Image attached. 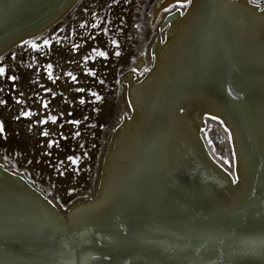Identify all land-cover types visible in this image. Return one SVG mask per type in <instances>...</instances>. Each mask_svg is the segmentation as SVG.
I'll return each instance as SVG.
<instances>
[{"label":"bare ground","instance_id":"6f19581e","mask_svg":"<svg viewBox=\"0 0 264 264\" xmlns=\"http://www.w3.org/2000/svg\"><path fill=\"white\" fill-rule=\"evenodd\" d=\"M66 1L0 0V50L10 39L15 40L13 37L22 29L53 23ZM172 2H159L155 14ZM240 9L251 14L240 16L236 12ZM169 11L172 14L166 12L160 24L164 39L155 35L150 45L155 59L149 71L137 79L133 73L124 77L131 114L113 131L101 160L95 193L89 200L77 199L66 209L49 207L39 198L36 201L28 191L0 178V264H74L73 250L77 249L86 250L85 257H95L101 262L97 264H180L181 258L192 252L194 255L183 260L184 264H214L208 260L213 259L217 248L219 251L225 242H232V230L237 229L240 236L235 241L240 243L244 239L242 244H250L243 251L240 243L237 255L240 254L234 259L226 256L223 261L264 264V218L257 209L264 203V190H259L258 202L251 196L244 199L246 202L239 204L243 205L242 212L228 205L232 195L218 210L221 192L230 185L225 186L227 179L211 168L213 164L195 146L192 129L184 127L176 117L178 105L172 107L175 101L182 104L184 100L183 106H190L194 112L204 111L200 102L188 101L187 93L206 85L216 92L214 84L220 85L224 80L222 68L227 65L231 75L230 67H235V58L239 60L241 55L229 36L248 45L252 40H247V36L257 33V26L264 27V5L249 0H193L184 16ZM208 13L214 17L207 25ZM224 34L228 37L226 42ZM235 50V57L227 56ZM142 63L140 58L135 68ZM227 78L230 80L231 76ZM247 88L246 85L245 94ZM252 106L253 103L245 109H231L240 118H233L238 154L243 158L244 127V143H251L247 158L254 168V156L262 153L259 151L264 133H255L254 121L249 117L252 114L248 113ZM214 111L209 108L207 113ZM231 111L228 108L232 117ZM249 130L251 137L247 136ZM237 167L239 172L242 165ZM5 169V164L0 163V171L13 176ZM18 178L26 184L21 176ZM34 194L45 202L49 199L37 191ZM256 210L258 214L253 217ZM245 214V219L241 218ZM49 242L57 243L54 252L43 248ZM197 244L203 246L201 254ZM237 257H242L244 263L237 262Z\"/></svg>","mask_w":264,"mask_h":264},{"label":"rangeland","instance_id":"374dc122","mask_svg":"<svg viewBox=\"0 0 264 264\" xmlns=\"http://www.w3.org/2000/svg\"><path fill=\"white\" fill-rule=\"evenodd\" d=\"M161 1L78 0L60 21L44 33L29 39L36 42L39 45L38 48L34 49L30 44L20 43L0 57V67L5 69L4 74L0 75V101H3L0 103V124L4 128V131L0 132V163H4L8 171L15 173L8 177L0 171L2 180L9 182V185L12 184L28 191L36 201L39 198L43 204L49 207L54 205L60 209H66L77 199L89 200L94 195L105 148L116 126L125 116L131 114V107L128 106L129 102L126 98L127 83L124 82V77L126 74L133 73L131 70L140 58L143 62L142 66L133 74L134 79L143 77L145 74L143 69L149 68L153 61L150 45L155 35L160 36L161 40L164 39V28H160V24L166 12L164 9L157 14L154 12ZM249 1L260 6L264 5V0ZM236 12L240 16L251 14L246 9ZM256 30L258 34L255 31L247 36V40H252L248 45L238 41L232 35L229 37L236 50H240V57H246L245 59L248 60L235 58L234 66L242 70V67L246 66L244 63L247 62L250 66L247 69L256 68V71H262L259 75H250L253 79L251 88L254 92L249 97L243 96L241 104L239 100H236L237 107L241 109L253 103L248 112L252 116L249 115V117L251 121H254L255 133L261 134V132L264 133V111H261L264 110V51H261L264 49V27L257 26ZM44 39H48L51 43L43 44ZM113 39L117 41L116 45L111 43ZM224 39L225 42L228 41L226 34H224ZM251 44L254 45L253 48ZM93 49L106 51L108 56H95ZM236 50L233 54L227 53V56L235 57L238 54ZM116 51H119V56L115 55ZM49 64L52 66L51 79L47 67ZM236 67L230 68L232 81L241 78ZM234 71L235 77H233ZM9 76H15L16 79L9 80L7 79ZM248 80L245 82L247 86ZM242 83L240 81V84ZM242 87L243 85L240 86ZM78 89L83 91H78ZM91 92H96L102 99L95 100ZM187 95L189 102H200L205 109L203 112H194L190 106H183L184 100L182 104L175 101L172 107L176 104L178 108L183 106L179 110L176 109V117L184 127L186 125L188 129H192V131L189 130L190 133L195 134L193 136L195 146H198L197 148L202 150L203 157L211 165L213 164L211 168L219 173L221 178L227 179V182H223L225 186L230 185L224 190L225 192H221L222 198L218 210L228 195H232L228 200L230 203L228 205L242 212L243 205L239 204L246 202L244 199L248 196L258 202L259 190H264V142L259 151L263 154L255 157L252 150L255 158V167L252 168L247 158L251 143L247 144L248 146L244 143V137H246L244 127H242L243 134H241L243 158L238 154L234 119L228 113V105L222 101L219 103V96L208 85L202 87L201 90L195 88ZM81 98H83V103ZM244 103L246 106L243 105ZM209 108L215 111L207 113ZM24 111L30 112L31 115L22 116L21 112ZM234 115L238 117V114ZM49 116H55L56 120H49ZM41 120L44 123H40ZM73 120L79 123H71ZM101 124L104 125L103 128L100 127ZM226 128L228 132L225 131ZM44 132H47L46 136L41 135ZM250 132L251 130L247 133L248 137H251L252 132ZM76 133L79 135L77 136ZM229 133L232 136L231 144L228 142ZM48 140L55 141L51 148L48 146ZM115 146L118 148L119 144L116 143ZM233 151L236 154L234 169L231 163ZM85 152L88 153L87 156L83 155ZM68 156H80V160L77 164H72L67 159ZM224 157L229 158V163H225ZM238 165H242L239 172ZM261 166L263 169L260 168ZM230 171H234L235 176L229 175ZM236 172H238L237 176ZM19 176L23 177L26 184L18 178ZM234 178H238L241 182L238 183L237 179V183L233 184ZM234 186L238 189L237 191ZM70 188L75 191L69 193ZM32 191L39 192L44 198H49L47 202L51 200L53 203L49 204L40 197H36ZM106 191L107 186L104 187L103 192L106 193ZM234 201L238 202L237 205ZM258 206L259 216L264 218L262 212L264 203ZM258 212L256 210L253 217ZM245 213L249 215L250 212L245 211ZM246 214L241 215V218L245 219ZM232 231V242H225L219 251L217 248L213 259L208 261L214 264L219 262L228 264L223 261L226 256L234 259L238 249L233 254L230 248L232 249L234 244L239 243L235 241V238L238 241L240 230ZM53 242H49L50 244L43 248H49L48 251L54 252L53 248L57 243ZM249 244L250 242L244 243L243 251ZM197 247L201 254L202 244H197ZM73 251L74 264L101 263L95 257H85L86 250L84 249ZM192 254L194 255L192 252L187 257L181 258L180 264H184L183 260L191 259ZM188 263L189 261L186 262Z\"/></svg>","mask_w":264,"mask_h":264},{"label":"water","instance_id":"95a60500","mask_svg":"<svg viewBox=\"0 0 264 264\" xmlns=\"http://www.w3.org/2000/svg\"><path fill=\"white\" fill-rule=\"evenodd\" d=\"M78 0H67L62 6V8L57 12L58 13V17H54L56 18L54 20V22L52 23V21H50V23L48 25H45V26H41V27H36V25L34 26V29H31L29 30V28H24L22 29L17 35H15L13 38H16L15 40H11L9 41V44L3 48V50H0V57L3 56V54H5L8 50H10L11 48H13L14 46L18 45L21 43V41H26V40H29V39H32L42 33H44L46 30H48L51 26H53L54 24H56L58 21H60L64 16L65 14L76 4ZM62 13V14H61ZM214 17V15L212 14H209L208 13V17H206L207 19V22L206 24L208 25L209 22L212 20V18ZM38 25V24H37ZM36 27V28H35ZM209 57L212 58V55H210ZM241 59L239 60H244L245 58L244 57H239ZM246 61H248L247 59H245ZM244 64H246L245 67H242V70L238 67H236V69L239 71V75L241 76V78L239 79H236L234 81H232L233 79H230L227 78V76H231L230 73H228V68L227 66H225L223 69V73H222V77L224 80H222V82H220L221 84V87L218 83H215V90L216 92L220 95V99H222L223 101H225V103L228 105V108L230 109V111L232 110L231 108L232 107H235L238 109L237 105H236V100H239L240 104H241V101H242V97L243 96H248L251 95V81L253 80L252 77L250 75H259L261 72H258L256 71L257 69L254 68V69H247L249 66V64L247 62H245ZM250 65L252 66L253 68V65L250 63ZM232 66V65H231ZM230 68H233V67H230ZM235 69V68H234ZM246 69V71H245ZM248 72V74H247ZM232 74V73H231ZM246 75H248V78H246ZM232 77V76H231ZM233 77H235V71L233 72ZM264 77V76H263ZM248 80V88H247V91H246V94L244 93V90H246V84L245 82ZM238 80V81H237ZM240 81H242L243 83L240 84ZM125 82V80H124ZM243 85L242 88H240V86ZM219 103H221V100L219 101ZM243 105L246 106V104L244 103ZM242 105V106H243ZM233 111V110H232ZM231 111V112H232ZM235 111V110H234ZM234 111L232 112V114L234 115ZM239 111V110H238ZM235 116V115H234ZM234 116H232L234 118ZM237 118V116H235ZM2 231V229H0ZM241 242H245L244 239H240V243ZM238 243L236 244V246H233L232 249L230 248L231 252H233V254L236 252L237 249H239L241 247V244ZM240 244V247L238 248ZM244 245V244H242ZM237 247V248H236ZM230 252V253H231ZM238 252V251H237ZM240 253H238L239 255ZM237 256V255H236ZM243 257V256H242ZM241 257V258H242ZM241 258H238L237 257V262L241 259ZM241 262H243L242 260H240ZM244 263V262H243ZM234 264H236L234 262Z\"/></svg>","mask_w":264,"mask_h":264},{"label":"snow or ice","instance_id":"6c2138e0","mask_svg":"<svg viewBox=\"0 0 264 264\" xmlns=\"http://www.w3.org/2000/svg\"><path fill=\"white\" fill-rule=\"evenodd\" d=\"M192 3H193V0H173L172 3H169V4H168V7L165 8L164 11L167 12L169 15H171L172 12L169 11V10L171 9L172 11L177 12L178 15H180V16H184V15L186 14L187 9L190 8V6L192 5ZM94 27H95V26H94ZM57 39H58V38H57ZM21 43H27V44H30L31 47L34 48V49L39 47V45H38L36 42L32 41V40H28V41H23V40H22ZM50 43H51V41H49L48 39H44V40H43V44H45V45L50 44ZM111 43H112L113 45H116V44H117V41H116L115 39H113V40L111 41ZM161 43H164V41H161ZM93 52H94L95 56H98V57H107V56H108V53H107L106 51H100V50H98V49H93ZM13 55H15V53H13ZM115 55L119 56V55H120L119 51H116V52H115ZM86 59H87V57H86ZM153 59H155V53H154V52H153ZM47 67H48V70H49V78L51 79L50 69H51L52 66L49 64ZM90 71H91V70H90ZM131 71H132L133 73H135V72L137 71V68L134 67V68H132ZM143 71H144L145 73H147V72L149 71V69H148L147 67H145V68L143 69ZM4 72H5V69H4L3 67H0V75H3ZM69 75H71V74L69 73ZM7 79H9V80H14V79H16V77H15V76H9V77H7ZM73 79H75V78L73 77ZM101 83H103V81H101ZM78 91H83V90H82V89H78ZM91 95H92V96L95 98V100H97V101H100V100L102 99V97H101L100 95H98L96 92H91ZM81 102L83 103V98H81ZM0 103H3V101H0ZM128 106H129V107H132L131 104H129ZM21 115L27 117V116H30L31 113H30V112H27V111H24V112H21ZM48 119H49V120H52V121H55V120H56V117H55V116H49ZM40 123H44V121L41 120ZM71 123H73V124H77V123H79V121H77V120H73ZM100 127L103 128L104 125L101 124ZM3 131H4L3 125L0 124V132H3ZM225 131L228 132V129L226 128ZM41 135H45V136H46V135H47V132L41 133ZM76 135L78 136L79 133H76ZM228 142H229V144L232 143V136H231V133L228 134ZM47 143H48L49 148H51V147L53 146V144L55 143V141H53V140H48ZM83 155H84V156H87L88 153L85 152V153H83ZM67 159H68L69 161H71L72 164H77V163L79 162V160H80V156H68ZM223 159H224L225 163H229V158L224 157ZM235 162H236V154H235V152L233 151V153H232V155H231V163H232V165H233V169L235 168ZM5 171H7V169H5ZM13 175H15V173H13ZM229 175L235 176V172H234V171H230V172H229ZM21 179H23V177H21ZM237 179H238V178H234V179L232 180V183H233V184L237 183ZM73 191H75V190L72 189V188L68 189V192H69V193H72ZM45 199H47V198H45ZM57 199H59V198L57 197ZM48 203H49V204H52L53 201L48 200ZM61 206H63V205H61Z\"/></svg>","mask_w":264,"mask_h":264}]
</instances>
